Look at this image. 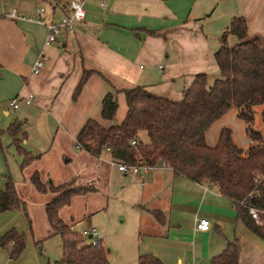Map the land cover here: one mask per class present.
I'll return each mask as SVG.
<instances>
[{
  "label": "crops",
  "instance_id": "0c3cea01",
  "mask_svg": "<svg viewBox=\"0 0 264 264\" xmlns=\"http://www.w3.org/2000/svg\"><path fill=\"white\" fill-rule=\"evenodd\" d=\"M82 4L84 16L73 29L60 30L54 40L45 42L44 24L68 14V0H0V190L9 176L30 220L28 228L21 209L0 210V236L9 229L24 234V245L15 257L0 245V264H52L60 256V239L51 232L44 212L53 193L33 187L28 179L33 171L41 181L50 176L47 181L59 183L75 177L95 186V191L70 198L93 196L94 202L87 198L77 216L69 214L70 219L63 220L81 234L86 228L76 229L77 221L82 227L95 226L99 242L105 240L110 248L108 264H136L140 253L153 254L162 264H209L230 240L238 243L237 264H264V239L236 218L217 184L174 175L169 166L127 177V172L114 168L108 149L94 154L75 143V134L87 118H95L105 92L117 90L114 117L119 121L124 114L117 115L120 89L139 84L152 94L178 100L195 73L216 72L213 51L232 16L244 17L248 37L264 40V0H106L104 6L83 0ZM39 7L43 22L35 19ZM11 8L17 17L8 16ZM37 57L42 65L33 72ZM83 70L91 73L72 95ZM17 93H32V102L11 107L8 101ZM13 122L18 127L8 130ZM140 137L144 138L142 132ZM14 138L34 156L22 167ZM73 157L83 162L79 171L69 172L70 178H54L53 165L65 167ZM117 171L119 197L130 206L128 222L119 226L108 224L106 213L107 184ZM104 209L103 219L95 218ZM151 210L157 211L156 216ZM199 217L208 220L204 230L195 228Z\"/></svg>",
  "mask_w": 264,
  "mask_h": 264
},
{
  "label": "trees",
  "instance_id": "16d2710c",
  "mask_svg": "<svg viewBox=\"0 0 264 264\" xmlns=\"http://www.w3.org/2000/svg\"><path fill=\"white\" fill-rule=\"evenodd\" d=\"M233 35L236 42L227 44ZM218 45L213 51L217 75L207 84L206 73L197 72L178 100L148 92L134 84L120 89L125 111L121 120H115L117 107L114 91H107L100 100L99 118H87L75 134L78 147L94 154L108 149L111 160L126 164H154L163 160L172 174H181L196 182L217 184L220 193L228 198L241 221L251 232L264 239V143L260 133L251 126L254 105L264 103V40L248 37L243 16L234 15L222 28ZM91 70H83L76 84L75 95ZM230 106L246 123L249 144L245 149L233 143L230 130L220 128L213 144L205 141V131ZM264 123V108L260 110ZM17 122L7 129L14 130ZM144 138L140 137V133ZM133 140V143L131 141ZM12 143L21 156L20 167L34 156L18 144ZM39 192L53 196L44 203V212L51 232L60 239V256L52 264H108V247L99 242L92 245L59 216V209L74 195L95 191L91 182H77L75 178L59 183L41 181L37 171L29 177ZM257 210L255 220L248 208ZM19 208L27 227L30 220L26 206L6 177L0 190V210ZM156 216L157 211L151 210ZM40 247V240L34 241ZM0 245L15 257L24 245V234L9 229L0 236ZM238 243L227 241L224 248L210 257L209 264H237ZM136 264H162L150 253H140Z\"/></svg>",
  "mask_w": 264,
  "mask_h": 264
},
{
  "label": "rangeland",
  "instance_id": "374dc122",
  "mask_svg": "<svg viewBox=\"0 0 264 264\" xmlns=\"http://www.w3.org/2000/svg\"><path fill=\"white\" fill-rule=\"evenodd\" d=\"M42 4H44L46 7L49 6L47 2H44ZM235 42H236V38L233 35H229L227 37V44L228 45H232ZM216 75H217V71L214 73H212V72L207 73V75H206L207 84H211ZM22 106L23 105H21V107ZM262 108H264V103L254 105L253 113H252L253 118H252L251 126L254 130H256L257 132L260 133L261 142L264 143V123H262L261 118H260V110ZM124 109H125V105H124V101H123V97H122L120 103L118 104L117 115L121 116L122 113L124 112ZM98 111L99 110L97 109L95 114H94L95 118H99L98 117L99 116ZM245 125H246V123L243 121V119L236 115L235 107L230 106L220 117L215 119L209 125V127L207 128L206 133H205V141L207 144H213L217 139V135H218L220 128L227 127L230 130V135H231V139H232L233 143L236 144L238 147L245 149L247 147V145L249 144V140H250L249 135L245 131ZM49 159L52 160L53 157L52 156L49 158L46 157L45 162L47 163ZM81 164L83 165V162L81 159L79 160L78 158L73 157V158H70V160L66 163L65 167H61V165H59L58 163L56 165H53L52 170L54 171V173H53L55 175L54 178H58V177H64L65 178L67 175H70L69 172H75L76 170L79 171V169L81 168L80 167ZM112 165L114 166V168L116 167V165L114 163H112ZM119 174H121V172H118L117 175H114L112 178V181L110 183L108 182V184H107L108 187L106 190V193H107V196H106V198H107L106 213L108 215V221L107 222H108V224L111 222V223H113V225H116V226H119L121 224H126L129 220V216H130V214H129L130 206L124 205L122 203V199L119 197L120 192L122 190V188L120 186V181L118 178ZM131 174L132 173L127 172V177L131 176ZM67 177L70 178L69 176H67ZM49 178H50V176L46 177V180H48ZM77 182H80V181H77ZM53 183H56V182L53 181ZM87 198L89 201L92 200L91 203L94 202L93 196L83 197L81 195V197L77 196V197L73 198L69 202V205L67 207H62V209L59 210L60 216L62 217V219L69 220L70 219L68 216L69 214H71L73 218L75 216H77V214L80 213L81 210H83V207L87 201ZM102 212H105V209L102 211L99 210L96 213L95 218L102 220L103 219V217H102L103 215H101ZM121 219H123V221H121ZM77 222L75 223L76 229H78L79 227H81V229L93 227V226H89V225L82 227V226H80L81 223H77ZM84 241H86V239H84ZM107 241H111V238H109ZM104 243L109 248V246L106 244L105 240H104ZM108 256H110V253H108Z\"/></svg>",
  "mask_w": 264,
  "mask_h": 264
},
{
  "label": "built area",
  "instance_id": "2783aa9c",
  "mask_svg": "<svg viewBox=\"0 0 264 264\" xmlns=\"http://www.w3.org/2000/svg\"><path fill=\"white\" fill-rule=\"evenodd\" d=\"M83 0H68L69 13L62 16L57 22H47L45 23V42H50L55 39L56 34L60 30H72L74 27V23L79 21L84 16V8H83ZM99 6H104L106 0H97ZM42 7L37 9V16L35 17L36 21L43 22L42 18L39 17V13L41 12ZM8 16L17 17V13L14 8H11L8 12ZM21 17V16H20ZM42 65V61L39 57H37L31 66L33 72L39 70ZM33 100L32 93L21 94L17 93L12 98L9 99L8 103L11 107L15 108L19 102L30 103ZM133 143V140L131 141ZM111 163L116 165V168L122 172L129 173H144L147 172L151 168H164L168 167V165L163 160H158L154 164H146V163H135V164H126L120 161L110 160ZM248 211L250 215L256 220L257 219V210L253 207H249ZM208 226V220L204 217H199L195 219V228L199 230H204ZM82 235L84 237H88L89 243L92 245H96L99 241L97 237V231L94 227H89L83 229Z\"/></svg>",
  "mask_w": 264,
  "mask_h": 264
}]
</instances>
